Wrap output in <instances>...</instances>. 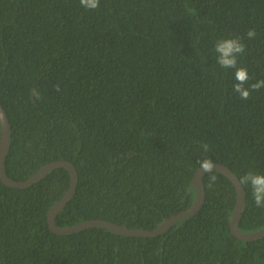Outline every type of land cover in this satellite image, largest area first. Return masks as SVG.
<instances>
[{
  "label": "trees",
  "instance_id": "1",
  "mask_svg": "<svg viewBox=\"0 0 264 264\" xmlns=\"http://www.w3.org/2000/svg\"><path fill=\"white\" fill-rule=\"evenodd\" d=\"M235 37L249 87L264 80V0H99L96 9L0 0L5 173L26 180L67 160L78 179L57 227L103 219L149 230L192 205L204 158L238 178L264 174V87L241 99L235 69L216 62L215 43ZM211 174L199 210L154 237L52 232L47 213L68 190L65 168L25 188L0 179V264H264V237L231 232L233 183ZM243 188L238 228L251 233L264 228V208Z\"/></svg>",
  "mask_w": 264,
  "mask_h": 264
},
{
  "label": "water",
  "instance_id": "2",
  "mask_svg": "<svg viewBox=\"0 0 264 264\" xmlns=\"http://www.w3.org/2000/svg\"><path fill=\"white\" fill-rule=\"evenodd\" d=\"M0 125H1L0 179L4 184L15 188H25L36 183L41 178L45 177L46 175H48L50 172H52L57 168H65L68 170L69 178H70L68 190L66 191L64 196L50 208V210L47 213V221L49 228L54 233L66 235L87 228L101 227V228L109 229L112 232L123 236L154 237L164 233L174 223L183 219L184 217L194 215L199 210V208L201 207L204 201L203 177L206 172L200 167L196 170L192 179V184L196 187L197 190V195L192 205L186 210H183L175 215L165 218L154 229L151 230L136 229V228L128 227L126 225H119L103 219H90L73 226L57 227L54 222L56 215L71 199V197L74 195L76 190L78 176L75 167L71 162L67 160H56L44 165L36 174H34L33 176H31L26 180H20V181L12 180L7 176V174L4 171V162L11 145V129L7 114L1 103H0ZM213 170L218 171L219 173L225 175L233 183L237 192L236 205L234 208L232 219L230 221L232 234L235 237L246 241L255 240L264 237V228L251 233H242L238 228L239 220L244 210L245 193H244V188L239 183V178L236 176V174L228 167L220 163H213Z\"/></svg>",
  "mask_w": 264,
  "mask_h": 264
},
{
  "label": "clouds",
  "instance_id": "3",
  "mask_svg": "<svg viewBox=\"0 0 264 264\" xmlns=\"http://www.w3.org/2000/svg\"><path fill=\"white\" fill-rule=\"evenodd\" d=\"M80 4L86 9H96L99 7V0H80ZM247 36L249 39H252L256 36V32L253 29H249ZM214 47L217 53L216 62L220 67L235 69L233 91L238 93L241 99L247 100L250 90H259L261 87H264V80L256 81L249 87H245V84L249 80L248 71L244 67H237V55L243 54L245 51V45L239 37L220 39L215 43ZM56 87L57 91H59V86ZM34 94L39 98V92L34 91ZM202 147L204 151H207V145H203ZM200 165L206 173L210 174L208 186L212 187L216 180V176L211 174L213 172V163L208 158H204L200 161ZM239 183L242 186L249 185L256 207L264 208V174L250 171L239 178Z\"/></svg>",
  "mask_w": 264,
  "mask_h": 264
}]
</instances>
